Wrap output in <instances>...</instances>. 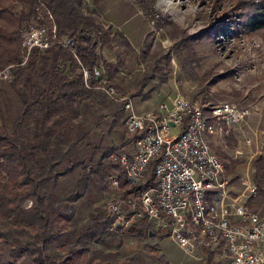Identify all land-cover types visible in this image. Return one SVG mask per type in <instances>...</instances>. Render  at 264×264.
I'll use <instances>...</instances> for the list:
<instances>
[{
	"label": "rangeland",
	"instance_id": "obj_1",
	"mask_svg": "<svg viewBox=\"0 0 264 264\" xmlns=\"http://www.w3.org/2000/svg\"><path fill=\"white\" fill-rule=\"evenodd\" d=\"M10 1L15 6L18 0ZM235 1L80 0V10L90 13L102 31L104 43H97V57L115 66L108 81L102 71L105 82L131 97L135 111L156 108L172 92L203 104L228 101L248 108L247 116L233 124L228 135L213 136L210 142L230 176L232 191L239 192L243 180L252 179V159L264 155V32L240 29ZM12 80V73L8 79L0 78V130L7 133L22 109L8 86ZM101 94L93 90L84 97L77 116L64 129L60 150L79 164L43 183L58 200L72 192L81 165L88 170L91 164L109 160L110 153L129 148L122 108ZM22 119L28 121L29 116L24 114ZM242 138H248V143ZM238 144L242 152L234 156ZM110 146L115 148L108 155L97 149ZM107 173L91 174L83 192L67 201V217L64 223H54L55 240L46 245V252L56 259L66 253L77 231L106 216L113 193L125 188L115 191L107 183ZM24 205L29 206L28 201ZM256 212L264 216V204ZM10 226L5 219L0 222L1 230ZM123 257H129L131 264H203L205 258L198 250L182 252L166 236L143 238L121 232L104 242H86L71 264H117Z\"/></svg>",
	"mask_w": 264,
	"mask_h": 264
},
{
	"label": "trees",
	"instance_id": "obj_2",
	"mask_svg": "<svg viewBox=\"0 0 264 264\" xmlns=\"http://www.w3.org/2000/svg\"><path fill=\"white\" fill-rule=\"evenodd\" d=\"M18 1L26 4L25 9L17 11L10 0H0V70L14 64L11 67L13 80L8 82V86L22 105L11 131L0 130V222L5 219L11 225L0 229V264H71L80 257L86 242H104L109 237H118L121 232L143 238L161 236L144 218L133 220L122 231L109 230L108 219L104 216L99 220L93 219L77 231L62 257L56 259L46 252L47 243L55 240L54 223H64L67 201L83 192L91 174L114 171L121 183L123 174L116 162L107 160L89 165L88 170L81 165L80 176L65 200H58L43 188L44 182L70 173L79 164L68 158L66 150H60V144L65 127L77 116L79 105L93 89L84 85L81 72L75 70L77 61L67 47L32 48L24 63L19 64L22 56L19 30L24 19L35 16L38 3L36 0ZM41 2L50 10L57 34L71 38L76 58L86 68L87 83L94 85L98 82L92 74V67L98 62L108 81L116 70L115 66L97 57L96 45L104 43L103 34L93 16L81 12L80 0ZM235 5L241 17L237 21L240 29L264 32V0H236ZM104 95L101 94L102 97ZM24 114L29 116L28 121L22 119ZM127 133L129 143L140 136L135 131ZM114 148L97 147L107 155ZM150 177L151 167L147 178ZM252 181L256 191L249 198L248 205L256 211L264 204L262 154L252 159ZM25 200L30 202L26 208L23 207ZM19 259L21 262L17 261ZM128 260L129 257H123L117 264H131ZM210 260L207 254L203 264H209Z\"/></svg>",
	"mask_w": 264,
	"mask_h": 264
},
{
	"label": "built area",
	"instance_id": "obj_3",
	"mask_svg": "<svg viewBox=\"0 0 264 264\" xmlns=\"http://www.w3.org/2000/svg\"><path fill=\"white\" fill-rule=\"evenodd\" d=\"M36 2L35 16L24 19L19 30V64L32 48L67 47L84 85L118 102L124 129L140 133L127 150L109 155L123 178L121 183L111 171L106 174L107 183L115 191L125 188L107 202V228L122 231L133 220L144 218L182 252L209 254L212 264H264V216L248 205L255 185L248 177L241 191H232L230 176L209 141V137L228 135L232 125L247 116L248 108L228 101L203 104L172 92L156 108L135 111L131 97L105 82L99 62L92 67L98 82L87 83L86 68L76 58L71 38L57 34L50 10L41 0ZM25 6L16 1L14 8L21 11ZM10 73L11 65L4 66L0 78L8 79ZM248 141L242 138L243 143ZM240 147L233 149L234 156L242 152ZM149 167L151 177L147 178Z\"/></svg>",
	"mask_w": 264,
	"mask_h": 264
},
{
	"label": "crops",
	"instance_id": "obj_4",
	"mask_svg": "<svg viewBox=\"0 0 264 264\" xmlns=\"http://www.w3.org/2000/svg\"><path fill=\"white\" fill-rule=\"evenodd\" d=\"M133 106H134V108H135V104H134V103H133ZM144 109H146V108H144ZM138 111H140V110H138ZM211 138H212V137H209V141H210V142L212 141ZM223 138H224V137H223ZM212 148H213V147H212ZM213 149H214V148H213ZM214 150H215V149H214ZM215 151H216V150H215ZM216 152H217V151H216ZM218 155H219V154H218ZM25 201H28V203H30L29 200H25ZM25 201H24V202H25ZM23 207L26 208V207H28V206L24 205Z\"/></svg>",
	"mask_w": 264,
	"mask_h": 264
}]
</instances>
